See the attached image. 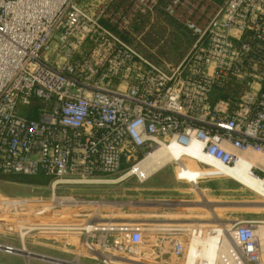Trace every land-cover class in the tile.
<instances>
[{
	"label": "built area",
	"instance_id": "1",
	"mask_svg": "<svg viewBox=\"0 0 264 264\" xmlns=\"http://www.w3.org/2000/svg\"><path fill=\"white\" fill-rule=\"evenodd\" d=\"M157 10L191 37L175 66L149 61L112 29ZM191 144L228 170L249 163L264 190V0H0L1 175H42L53 189L100 183L158 149ZM199 155L184 157L202 166L194 171L208 169ZM86 221L66 229L80 238L71 261L23 242L0 252L25 264H141L146 233L179 231ZM224 230L231 245L218 264H264V219ZM169 250L180 257L183 245Z\"/></svg>",
	"mask_w": 264,
	"mask_h": 264
},
{
	"label": "rangeland",
	"instance_id": "2",
	"mask_svg": "<svg viewBox=\"0 0 264 264\" xmlns=\"http://www.w3.org/2000/svg\"><path fill=\"white\" fill-rule=\"evenodd\" d=\"M88 1L80 0L82 4ZM112 29L156 65L175 66L191 44L183 30L161 10L153 17L133 21L126 30ZM210 167L200 171L202 175L193 180L191 172L202 166L183 158L170 162L144 180L134 175L124 178L127 171H123L100 179V183L60 185L55 189L50 180L42 176L0 174V244L20 247L23 242L28 251L71 261L80 253L77 246L80 238L67 228L84 227L86 220L94 223L144 220L149 228L179 231L172 236L146 233L138 257L141 264H185L191 237L197 243L195 255L191 256L193 261L212 263L211 254L208 258L206 252L218 246V236L211 234L218 231L215 217L225 224L233 218L264 219V197L238 184L217 166L210 164ZM52 197L68 203L53 206ZM78 201L87 204H71ZM174 202L196 205L173 207ZM169 219L183 224L168 227L150 222ZM192 230L200 233L193 234ZM172 241L182 243L180 257L171 254ZM157 242L162 247L161 253L156 251ZM80 262L92 264L81 259ZM0 264L25 262L20 257L0 252ZM30 264L40 263L31 261Z\"/></svg>",
	"mask_w": 264,
	"mask_h": 264
},
{
	"label": "bare ground",
	"instance_id": "3",
	"mask_svg": "<svg viewBox=\"0 0 264 264\" xmlns=\"http://www.w3.org/2000/svg\"><path fill=\"white\" fill-rule=\"evenodd\" d=\"M198 150H199V147L197 144H191L186 149L178 148L174 145L158 149L149 158H147L144 161H142L141 163H139L130 172H127L123 177L127 178L128 176L134 175V176L138 177L140 180H144L148 176H150L152 173H155L160 168L166 166L170 162H174V161L178 162L186 156L188 158H191V157H194L193 155H199ZM196 158L202 164H204L206 167L211 168L210 164L217 166V168L221 172L228 175L231 179H233L238 184H240L241 182L244 184H249L251 187V188H249L250 191H253L256 194H259L262 197H264V190H262V188H261V183L257 179L252 177L251 174L249 173V168H250L249 163L243 164V165H237L233 169L228 170L226 168H223L220 164L213 162L211 160H208L206 158H203L200 155L196 156ZM240 185H242V184H240ZM21 202H23V201H21ZM32 202H34V201H32ZM206 206H209V205L207 204ZM214 221L216 222V225L218 227V229H217L218 231L215 230V232H212L211 234H215L216 236H218V238H219L217 241L218 246L215 249L212 246V249L209 248L211 250L210 251L208 250V252H206V256L208 255V258H209L210 257L209 255L211 254L213 260H212V263H208V262L206 263L205 262V264H216L217 261L219 262V256H220L221 252H223L229 244L231 245V242L226 238L227 233L224 230V227L226 224L223 221L217 219L216 217H215ZM192 231H194L193 234L200 233V232H196L195 230H192ZM219 231H221V232L219 233ZM206 242H207V240H206ZM196 244L197 243L191 237L189 249H188L186 260H185V264H204V263H196L191 258V256L195 255L194 252H195ZM209 247H210V244H209ZM21 254L24 257H28L25 249H21ZM121 262L129 263L131 261H129V260L122 261L121 260Z\"/></svg>",
	"mask_w": 264,
	"mask_h": 264
},
{
	"label": "crops",
	"instance_id": "4",
	"mask_svg": "<svg viewBox=\"0 0 264 264\" xmlns=\"http://www.w3.org/2000/svg\"><path fill=\"white\" fill-rule=\"evenodd\" d=\"M95 1V0H94ZM96 1H99V0H96ZM163 168V167H162ZM161 169V168H160ZM191 176H193L194 177V179L193 180H195V179H197L198 178V175L200 176V175H202L201 173H200V171H193V172H191V174H190ZM187 176H188V178H189V174H187ZM189 181L191 182V183H193L192 182V180H190V178H189ZM240 184H242L245 188H251L250 187V185L249 184H244V183H240ZM207 188V187H206ZM174 206L173 207H177V206H186V205H189V206H195L196 204H193V203H189V202H187V203H179V202H174V204H173ZM233 206V205H232ZM234 219H237V218H233V219H231V220H229V222H227L228 224L232 221V220H234ZM124 221H134V220H124ZM135 222H141V223H147V221H144V220H138V221H135ZM150 222H156V223H161V224H159V225H166V226H168V227H175V226H178V225H181V224H183V222H181V221H177V220H172V219H169V220H157V221H150ZM202 222V221H201Z\"/></svg>",
	"mask_w": 264,
	"mask_h": 264
},
{
	"label": "trees",
	"instance_id": "5",
	"mask_svg": "<svg viewBox=\"0 0 264 264\" xmlns=\"http://www.w3.org/2000/svg\"><path fill=\"white\" fill-rule=\"evenodd\" d=\"M158 11V10H157ZM156 11V12H157ZM155 12V13H156ZM154 13V14H155ZM154 15H152V16H149V15H147V16H139V17H137L136 18V20H135V22H138L139 20H141V19H143V18H148V17H153ZM165 16V15H164ZM166 17V16H165ZM167 19H169V20H172V19H170V18H168V17H166ZM176 25H178L174 20H172ZM178 27L179 28H181L182 30H183V32L186 34V36L190 39V41H191V37H190V35L180 26V25H178ZM161 67H166V66H172V65H167V64H159ZM218 91H216V93H217ZM217 95H219V97H222L221 95H220V92H218L217 93ZM38 176H42V175H38ZM42 177H44V176H42ZM46 178V177H45Z\"/></svg>",
	"mask_w": 264,
	"mask_h": 264
}]
</instances>
